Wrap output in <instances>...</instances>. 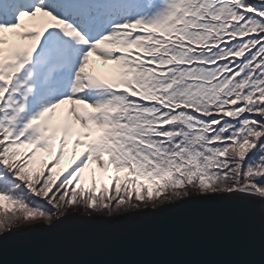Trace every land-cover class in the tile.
<instances>
[{
    "label": "snow or ice",
    "instance_id": "snow-or-ice-1",
    "mask_svg": "<svg viewBox=\"0 0 264 264\" xmlns=\"http://www.w3.org/2000/svg\"><path fill=\"white\" fill-rule=\"evenodd\" d=\"M233 194L264 201V0H0V239Z\"/></svg>",
    "mask_w": 264,
    "mask_h": 264
},
{
    "label": "water",
    "instance_id": "water-1",
    "mask_svg": "<svg viewBox=\"0 0 264 264\" xmlns=\"http://www.w3.org/2000/svg\"><path fill=\"white\" fill-rule=\"evenodd\" d=\"M262 205L233 194L156 212L70 214L4 234L0 264H264Z\"/></svg>",
    "mask_w": 264,
    "mask_h": 264
},
{
    "label": "rangeland",
    "instance_id": "rangeland-1",
    "mask_svg": "<svg viewBox=\"0 0 264 264\" xmlns=\"http://www.w3.org/2000/svg\"><path fill=\"white\" fill-rule=\"evenodd\" d=\"M24 20H25V22H28L27 21V18H24ZM96 69L98 70V71H100V72H103L104 71V69H105V66H103V65H100V64H96ZM74 139V138H73ZM71 144H72V140H69V143H68V147H67V149H66V155L64 156V158L62 159V161H61V163H60V165L58 166V168L55 170V171H57V172H59L61 169H63L68 163H69V161H70V159H71ZM82 149H77V152H79V151H81ZM55 153L53 152V155H54ZM40 158L41 159H43L44 161H49V160H51L52 159V157H50L48 154H46V153H42V154H40ZM112 175V172L111 171H109V173L108 174H106L105 176H104V180H103V182H104V184L105 185H110V180H109V177ZM121 175V177H123L124 176V173H121L120 174ZM85 187H88V185L87 184H85ZM97 188H99V183L97 184ZM98 195H99V193H97ZM72 209H78V210H81V209H79L78 207H74V208H72ZM71 209H69V211H70ZM90 212V211H89ZM91 212H93V211H91ZM96 213V212H95Z\"/></svg>",
    "mask_w": 264,
    "mask_h": 264
},
{
    "label": "bare ground",
    "instance_id": "bare-ground-1",
    "mask_svg": "<svg viewBox=\"0 0 264 264\" xmlns=\"http://www.w3.org/2000/svg\"><path fill=\"white\" fill-rule=\"evenodd\" d=\"M94 167V166H93ZM81 210H78V209H71L70 211H69V214L68 215H70V214H74V213H79ZM102 212H106V211H102ZM91 213H95V212H89L88 214H91Z\"/></svg>",
    "mask_w": 264,
    "mask_h": 264
},
{
    "label": "trees",
    "instance_id": "trees-1",
    "mask_svg": "<svg viewBox=\"0 0 264 264\" xmlns=\"http://www.w3.org/2000/svg\"><path fill=\"white\" fill-rule=\"evenodd\" d=\"M74 138V137H73ZM73 138H71L70 140H72Z\"/></svg>",
    "mask_w": 264,
    "mask_h": 264
}]
</instances>
